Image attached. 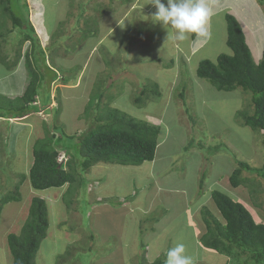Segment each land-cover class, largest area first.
I'll list each match as a JSON object with an SVG mask.
<instances>
[{
	"label": "rangeland",
	"instance_id": "1",
	"mask_svg": "<svg viewBox=\"0 0 264 264\" xmlns=\"http://www.w3.org/2000/svg\"><path fill=\"white\" fill-rule=\"evenodd\" d=\"M55 1L26 0L27 11L13 13L18 18L29 15L39 44L32 68L39 73L44 103L49 99L54 104L25 121L7 123L20 105L7 95H21L30 81L24 63L30 43L18 47L13 41L17 31L5 36L11 21L5 0H0V75H6L0 79V115L7 117L0 120V200L16 187L20 194V201L0 212V264H12L6 238L19 233L34 198L43 199L48 211L47 236L35 264H137L140 242L148 245L144 252L150 262L183 243L194 264H234L235 259L208 251L199 242L205 232L202 209L222 221L212 191L242 204L255 223L264 225V193L258 194L264 181L259 174L244 173L246 184L238 188L229 183L237 162L256 169L264 165V134L238 117L239 112L253 113L252 95L240 88L218 91L196 77L201 61L215 63L219 55L231 54L225 44L228 12L212 17L194 40L189 34L176 41L171 28L155 21L150 0ZM220 2L231 9L232 0ZM235 8L243 19L244 13ZM244 10L250 24L243 27L245 42L257 63L264 47V0L245 1ZM18 50L19 65L11 73L7 69ZM47 67L58 78L51 93L49 82L56 76ZM154 86L158 96L149 91L140 95ZM93 92L103 94L104 106L160 127L153 162L138 167L96 164L86 173L77 171L73 187L32 189L28 171L35 140L51 136V124L69 136L85 132L97 117L86 109ZM59 156L63 166L68 157ZM21 175L25 178L20 183ZM127 208H136L130 220L123 218Z\"/></svg>",
	"mask_w": 264,
	"mask_h": 264
},
{
	"label": "trees",
	"instance_id": "2",
	"mask_svg": "<svg viewBox=\"0 0 264 264\" xmlns=\"http://www.w3.org/2000/svg\"><path fill=\"white\" fill-rule=\"evenodd\" d=\"M5 5L7 19L11 21V28L5 36L8 37L17 31L13 41L17 42L18 47L21 48L23 42L30 43V50L24 56L25 67L31 76L30 81L25 85L21 95H7V98L16 97L15 99L20 104L11 111L10 114L13 116L8 117L25 119L28 115L36 114L40 110L44 112L51 102L48 99L44 103V93H42L44 91L39 89L41 82L38 78L39 73L36 72L37 69L32 68L31 61L35 59L34 52L39 44L34 38V29L31 26L29 15L23 14L22 18H18L13 14L28 9L26 0H5ZM224 15L226 21L225 44L231 54L219 55L215 63L209 60L201 61L197 67L196 77L208 81L218 91L230 92L240 88L249 92L252 95L253 113L248 115L239 112L238 117L244 126L264 134V47L260 60L255 63L245 42L242 25L238 23L239 21L234 15L230 13ZM3 36L0 35L1 38ZM190 37L191 40H194L196 34H190ZM18 53L19 50L14 53L10 69H7L12 71L11 73L19 65ZM49 70L55 74L53 70ZM5 76V74L0 75V79H4ZM55 76L56 78L49 82V93H51L50 87L58 79L57 74ZM146 91L152 93L154 97L159 95L156 86L153 90L144 88L140 95L146 94ZM179 96L181 97L183 94ZM102 99V93L97 95L92 93L86 109L93 110L97 117L80 136L66 135L58 130L57 126L51 124L49 130L52 131V135L35 140L32 150L33 160L28 171L32 189L44 191L60 189L65 185L73 187L77 183V171L86 173L96 164L138 167L143 163L153 162L158 143H160V127L123 115L116 109H110L102 104ZM136 102H140V98ZM101 106L105 108V111ZM5 116L0 115V118H7ZM60 153H64L68 157L63 166L59 162ZM248 172H257L264 181V165L262 168L256 169L239 161L229 177L230 186L240 187L244 182L243 174ZM24 178L25 175H21L20 183ZM244 183L246 184V182ZM252 183L254 184V182ZM84 184L81 181L79 183L81 187ZM252 190L256 192V188ZM18 192L16 187L11 193L1 198L0 212L4 205L20 201ZM70 192L69 190L66 194L68 195ZM263 193L264 188L261 193L258 191L259 197ZM210 195L222 221L215 219L206 207L202 209L205 232L199 239L201 246L208 251L235 259L234 264H249L250 262L251 264H264V225L255 223L249 211L242 204L233 201L226 195L217 191H212ZM63 199L65 204L66 200L64 197ZM47 216L45 201L39 198L32 199L27 218L19 233L9 234L6 238L12 264H35L38 249L47 236ZM142 233L143 231L139 235ZM91 239H93V235L90 236ZM145 246L148 248L147 244L143 245L140 242L139 247L142 252L136 258L137 264H164L165 257L148 261L146 252H144ZM91 252L89 250V253Z\"/></svg>",
	"mask_w": 264,
	"mask_h": 264
},
{
	"label": "clouds",
	"instance_id": "3",
	"mask_svg": "<svg viewBox=\"0 0 264 264\" xmlns=\"http://www.w3.org/2000/svg\"><path fill=\"white\" fill-rule=\"evenodd\" d=\"M149 3L156 9L153 14L155 21L164 27L171 28L173 39L176 41L186 40L189 34H196V37L197 34H204L205 26L211 15L207 0H150ZM52 104L54 103L51 102L48 108H51ZM40 112L43 110L38 113ZM17 120L24 119L8 117L7 123ZM164 264H194V261L191 256L186 254L185 245L179 243L175 247L166 249Z\"/></svg>",
	"mask_w": 264,
	"mask_h": 264
},
{
	"label": "crops",
	"instance_id": "4",
	"mask_svg": "<svg viewBox=\"0 0 264 264\" xmlns=\"http://www.w3.org/2000/svg\"><path fill=\"white\" fill-rule=\"evenodd\" d=\"M246 1V3L249 4V0H232V7L231 9L228 7L227 9L226 8H222V4H226V3H221L220 0H207V4H208V7L210 8L211 10V16L209 17V20H208V26L209 24H211V19L212 17H214L215 15H219L221 13H224V12H228L230 14H234V16L237 18V20H241V25L242 27H245L247 28L246 26H249V22L247 24L246 22V19H248V15L246 14V16L244 15L245 14V10H244V2ZM57 2V0L55 1V3ZM237 3L239 4H242V5H238ZM252 3V2H251ZM235 6H237L244 14H243V19H241L236 13H235ZM226 9V10H225ZM223 11V12H222ZM239 14V13H238ZM2 131H6L4 129H2ZM6 133V132H5ZM159 146V145H158ZM152 163V162H151ZM136 209V208H135ZM135 209H130V208H127V209H124V215H123V218H126V217H129L127 220H130L131 217H132V214L133 212L135 211Z\"/></svg>",
	"mask_w": 264,
	"mask_h": 264
}]
</instances>
